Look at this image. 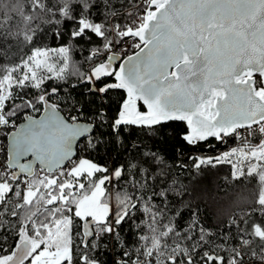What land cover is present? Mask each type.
<instances>
[{"label": "snow or ice", "instance_id": "6c2138e0", "mask_svg": "<svg viewBox=\"0 0 264 264\" xmlns=\"http://www.w3.org/2000/svg\"><path fill=\"white\" fill-rule=\"evenodd\" d=\"M65 29L64 44L44 45V33L64 39ZM73 76L93 97L87 107L61 98ZM114 90L126 95L110 115ZM172 122L186 123L188 145L237 141L193 158L257 185L250 211L222 231L198 210L181 223L190 206L158 147ZM127 126L152 146L126 147ZM0 135V264H264V0H0ZM81 137L130 158L112 169L74 160Z\"/></svg>", "mask_w": 264, "mask_h": 264}, {"label": "trees", "instance_id": "16d2710c", "mask_svg": "<svg viewBox=\"0 0 264 264\" xmlns=\"http://www.w3.org/2000/svg\"><path fill=\"white\" fill-rule=\"evenodd\" d=\"M70 29H65L66 35L64 39H53L51 31L44 33L41 40L44 45L49 47H59L68 40L67 32ZM93 43L89 44L85 41H80L79 45L73 55L76 62H81L84 55L88 50L95 46V38ZM88 65L84 64L80 71H87ZM77 85L75 88L70 85ZM55 86V82H52ZM72 93L74 100L80 101L85 107L93 97L88 94L86 87L77 83L75 76L70 77L68 84L61 86V98L64 97V92ZM124 94L121 91L114 90L108 94L106 105L109 109V114L114 115L119 108L120 102ZM97 104L99 100L97 99ZM95 109V105L91 110ZM142 109V108H141ZM34 117L40 113H30ZM64 114H69V109H64ZM70 114L75 115V112ZM21 115L18 123L23 121ZM186 129L184 124L179 122H172L168 129L170 139L167 143H161L158 147L166 153V171H168L169 182L174 181L177 186L185 190L183 200L190 208L184 210V215L181 223L185 224L189 221L191 212L198 210L201 222L210 227L213 231H222L226 227V222L232 217L250 211L251 202L254 199L256 190L255 181L241 180L236 181L232 179L231 164H218L215 167H202L197 170L193 166V158L197 156H216L224 151L229 150L237 145L234 138H227L224 142H217L209 140L204 143L198 142L196 145H188L182 138L181 133ZM104 131H108L105 129ZM5 137L0 135V145H5ZM109 137L105 136L104 140L107 141ZM125 146L131 147L136 142H143L145 146L151 147L153 141L149 140L144 130L133 126H127L124 130ZM130 153L125 152L116 145L101 146L99 149L88 147L87 139L79 142L77 146V159L88 158L101 166H106L109 169L116 167L121 163H125L130 158ZM137 158H139L137 156ZM124 180L119 182L123 185ZM252 219L260 221L259 214L252 215ZM219 225V228H217ZM128 226L125 225V228Z\"/></svg>", "mask_w": 264, "mask_h": 264}, {"label": "water", "instance_id": "95a60500", "mask_svg": "<svg viewBox=\"0 0 264 264\" xmlns=\"http://www.w3.org/2000/svg\"><path fill=\"white\" fill-rule=\"evenodd\" d=\"M118 91H121L123 94H124V96L126 95V93L123 91V90H118ZM139 106V105H138ZM142 109H140V110H146L145 108H143V107H141ZM40 115H42V111L40 112V114L38 115V116H36L35 118H39L40 117ZM25 121L23 120V121H21L20 123H24ZM179 123H182V124H184V126H185V128L187 127V125H186V123L185 122H179ZM133 127H136V126H133ZM136 128H138V127H136ZM84 139H86V138H84V137H81V138H79L75 143H74V145H73V151H74V156H73V159L75 160L76 159V157H77V146H78V144H79V142H81L82 140H84ZM209 140H215V141H217L216 139H214V138H209ZM208 140V141H209ZM5 141H6V144H7V139H5ZM205 142H207V141H205ZM217 142H219V141H217ZM200 143H204V142H200Z\"/></svg>", "mask_w": 264, "mask_h": 264}, {"label": "rangeland", "instance_id": "374dc122", "mask_svg": "<svg viewBox=\"0 0 264 264\" xmlns=\"http://www.w3.org/2000/svg\"><path fill=\"white\" fill-rule=\"evenodd\" d=\"M232 159H233V162H236V159H237V158H236V157H233ZM75 160H76V159H75ZM77 160H78V159H77ZM68 166L70 167L71 165H68Z\"/></svg>", "mask_w": 264, "mask_h": 264}, {"label": "built area", "instance_id": "2783aa9c", "mask_svg": "<svg viewBox=\"0 0 264 264\" xmlns=\"http://www.w3.org/2000/svg\"><path fill=\"white\" fill-rule=\"evenodd\" d=\"M116 50L119 51L120 50L119 47ZM129 54H131V52Z\"/></svg>", "mask_w": 264, "mask_h": 264}]
</instances>
